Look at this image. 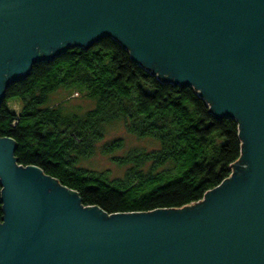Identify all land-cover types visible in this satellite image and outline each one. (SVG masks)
<instances>
[{"label": "water", "instance_id": "water-1", "mask_svg": "<svg viewBox=\"0 0 264 264\" xmlns=\"http://www.w3.org/2000/svg\"><path fill=\"white\" fill-rule=\"evenodd\" d=\"M104 38L237 121L233 174L181 210L105 214L0 138V264H264V0H0V103L31 65Z\"/></svg>", "mask_w": 264, "mask_h": 264}, {"label": "trees", "instance_id": "trees-1", "mask_svg": "<svg viewBox=\"0 0 264 264\" xmlns=\"http://www.w3.org/2000/svg\"><path fill=\"white\" fill-rule=\"evenodd\" d=\"M172 85L132 62L111 38L68 48L5 86L0 138L15 144L16 164L39 168L73 191L83 207L105 214L180 209L228 176L240 141L233 118L216 120L192 87ZM72 93L91 108H67ZM117 122L127 136L151 146L113 156L123 169L119 176L83 167L96 151L111 155L125 149L121 138L96 146L105 128Z\"/></svg>", "mask_w": 264, "mask_h": 264}, {"label": "rangeland", "instance_id": "rangeland-1", "mask_svg": "<svg viewBox=\"0 0 264 264\" xmlns=\"http://www.w3.org/2000/svg\"><path fill=\"white\" fill-rule=\"evenodd\" d=\"M154 73L157 74L156 72ZM15 101L17 100L12 99L10 102L14 103ZM66 106L70 110L84 111L86 109L91 108L92 103L90 101L80 98L75 93H72L70 98H68V103L66 104ZM11 108L16 110L15 106ZM116 138H121L124 140L125 149L119 152H115L111 155H103L96 151L93 157L89 158L87 161L82 162V166L96 172H101V171L108 172L110 177L119 176L122 173L123 169L115 165V163L113 162V156L122 155V153L128 148L140 147L147 149L151 146L149 145L150 142L148 140H140L127 136L123 130L121 123L117 122L105 128L102 141L96 145L97 149L100 148L101 145L104 144V142H108ZM181 209L182 208H180L179 210Z\"/></svg>", "mask_w": 264, "mask_h": 264}, {"label": "built area", "instance_id": "built-area-1", "mask_svg": "<svg viewBox=\"0 0 264 264\" xmlns=\"http://www.w3.org/2000/svg\"><path fill=\"white\" fill-rule=\"evenodd\" d=\"M196 93H197V92H196ZM202 100H203V99H202ZM203 101H204V100H203ZM204 102H205V101H204ZM205 103H206V102H205ZM206 105H207V107H208V104H207V103H206ZM234 120H235V119H234ZM235 122H236V124H237V121H236V120H235ZM237 126H238V125H237ZM237 133H238V128H237ZM237 135H238V134H237ZM239 157H240V152H239ZM239 157H238V159H239ZM238 159H237V160H238ZM231 174H233L232 168H230V170H229V174H228V176H227L224 180H226L228 177H230ZM224 180H222V181H224ZM222 181H221V182H222ZM221 182H220V183H221ZM217 186H219V185H217ZM198 202H199V201H198Z\"/></svg>", "mask_w": 264, "mask_h": 264}]
</instances>
